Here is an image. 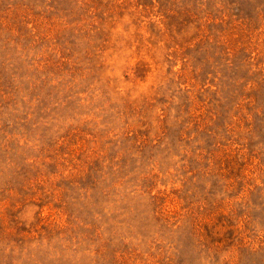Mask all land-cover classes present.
<instances>
[{"label": "rangeland", "instance_id": "obj_1", "mask_svg": "<svg viewBox=\"0 0 264 264\" xmlns=\"http://www.w3.org/2000/svg\"><path fill=\"white\" fill-rule=\"evenodd\" d=\"M0 264H264V0H0Z\"/></svg>", "mask_w": 264, "mask_h": 264}]
</instances>
